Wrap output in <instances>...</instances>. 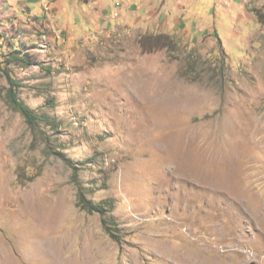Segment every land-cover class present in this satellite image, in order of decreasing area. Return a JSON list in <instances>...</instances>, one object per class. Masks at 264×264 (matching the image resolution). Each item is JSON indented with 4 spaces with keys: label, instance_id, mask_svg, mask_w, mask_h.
I'll list each match as a JSON object with an SVG mask.
<instances>
[{
    "label": "rangeland",
    "instance_id": "374dc122",
    "mask_svg": "<svg viewBox=\"0 0 264 264\" xmlns=\"http://www.w3.org/2000/svg\"><path fill=\"white\" fill-rule=\"evenodd\" d=\"M0 264H264V0H0Z\"/></svg>",
    "mask_w": 264,
    "mask_h": 264
},
{
    "label": "trees",
    "instance_id": "16d2710c",
    "mask_svg": "<svg viewBox=\"0 0 264 264\" xmlns=\"http://www.w3.org/2000/svg\"><path fill=\"white\" fill-rule=\"evenodd\" d=\"M151 38H147V40H149ZM146 40V42H147ZM154 48H160V44L159 43H155L153 44ZM10 86H14V82H12L11 80H9ZM10 93V102L13 104V106H15V108L25 117L27 123L29 124V126H34L36 121L40 120V117H37L36 115H34L32 113V111L30 109H28L27 107H25L21 102H19L16 98V96L14 94H12V90H9ZM85 209H87L88 211H97V212H101L102 210L99 207H95V206H91V207H85Z\"/></svg>",
    "mask_w": 264,
    "mask_h": 264
},
{
    "label": "bare ground",
    "instance_id": "6f19581e",
    "mask_svg": "<svg viewBox=\"0 0 264 264\" xmlns=\"http://www.w3.org/2000/svg\"><path fill=\"white\" fill-rule=\"evenodd\" d=\"M33 248V247H32Z\"/></svg>",
    "mask_w": 264,
    "mask_h": 264
}]
</instances>
